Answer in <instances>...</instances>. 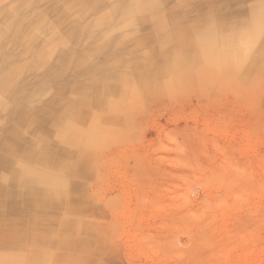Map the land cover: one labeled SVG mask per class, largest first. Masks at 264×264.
Segmentation results:
<instances>
[{"label":"rangeland","instance_id":"obj_1","mask_svg":"<svg viewBox=\"0 0 264 264\" xmlns=\"http://www.w3.org/2000/svg\"><path fill=\"white\" fill-rule=\"evenodd\" d=\"M247 1L112 20L102 0H0V115L61 118L50 140L80 167L20 238L34 264H264V0ZM113 27L122 48L96 52Z\"/></svg>","mask_w":264,"mask_h":264},{"label":"bare ground","instance_id":"obj_2","mask_svg":"<svg viewBox=\"0 0 264 264\" xmlns=\"http://www.w3.org/2000/svg\"><path fill=\"white\" fill-rule=\"evenodd\" d=\"M112 1V9L114 10L110 12L108 9L109 12L107 10L101 12L100 16L103 18H106L109 13H114L119 10L125 11L126 8L132 7L131 1L134 0H130L126 4L121 0ZM145 1L149 6H154V0ZM145 1L143 3L146 4ZM176 1L178 3L177 6L181 5L182 0ZM245 1L246 0H233V3H244ZM142 11L143 10H141V12ZM99 20L105 22L103 19L99 18ZM182 26L181 24L179 25V27ZM122 30L123 28L117 27L115 31H111L110 33H115L120 36L119 33ZM95 41H93L92 47L97 46L98 42L95 43ZM114 47L120 48L122 45L117 42H108L95 51L98 53L111 54V49ZM111 63L115 64V62ZM94 71L92 72L93 74H89L90 79L92 75H95ZM100 77L101 80L104 78V82H100V80L97 79L100 88L101 86L106 88V84L110 85L108 82L112 79L104 75ZM68 80L60 82L62 90ZM71 89L73 91L83 89L87 92V88L79 85V83H74ZM105 91L110 92L111 90L107 87ZM86 100L87 99L84 101ZM83 103L87 104V101ZM20 105V102L16 103L15 106L11 108L12 112H8V116L6 114L0 115V120L2 121V127L0 128V264H9V262H14L16 261L15 259L18 260L23 257L28 258V255L31 256L29 257L30 262L27 261L26 264H34L33 259L35 256L29 253L26 255L27 253H25L24 247L21 246L22 241H20V238L28 234L34 236L35 234L32 230L41 229V226H44V228L48 227L47 224H49V221L52 219L53 206L57 203L56 196L59 195V197H63L67 195L66 193H62L65 184H63L62 181L58 182V177L53 173L68 175H79L80 173L78 164L74 166L69 164V162H72V151L60 150L58 143L50 140V137L54 135L60 138L63 137V139L65 138V129L59 130L55 127L58 121L61 122L62 119H50L48 128L44 130V124L42 123L46 124V122L41 121V115L36 114L34 111L32 112L29 108L23 109ZM75 111L78 113L77 108ZM62 118H64V115ZM53 123L56 125L54 126ZM29 164L38 165L44 172L32 169ZM55 187H61L59 190L60 192H58ZM69 206L71 205L69 204ZM73 211H75V208L71 206L70 212ZM34 244L37 245L36 247L39 246L38 242H34ZM15 253L22 254L19 255Z\"/></svg>","mask_w":264,"mask_h":264},{"label":"crops","instance_id":"obj_3","mask_svg":"<svg viewBox=\"0 0 264 264\" xmlns=\"http://www.w3.org/2000/svg\"><path fill=\"white\" fill-rule=\"evenodd\" d=\"M104 3L105 2H109V3H111V5H112V7H113V1L112 0H102ZM122 2H124V4H126L127 2H129L130 0H121ZM145 0H134V1H131L132 2V5H136L135 6V9H134V11L132 12V7H130V8H126L125 9V11L124 10H119V11H117V12H114V13H109L108 15H112L113 16V19L112 20H116V19H118L119 20V16L121 15V14H124L123 16L124 17H122V18H120L121 20H123V19H126V18H128V19H133V20H136L137 18H142L144 15H146L148 12H150L151 11V9H153V8H157V4H159V0H154V6L153 7H151V6H149V4L146 2V4L145 3H143ZM174 1V3H177V1L176 0H173ZM248 1H253V0H248ZM247 1V2H248ZM165 2H166V0H165ZM169 1H167V3H168ZM170 2H172V1H170ZM169 2V3H170ZM174 3H172V4H174ZM228 6H229V8H230V11H229V13H232V16H234V17H236L235 15H236V13L234 12V8H239V7H235L234 6V3H232V5H231V3L230 4H227ZM112 7L111 8H109V10H110V12H112L114 9H112ZM240 9V8H239ZM112 10V11H111ZM141 10H143L142 12H141ZM119 14V16H117ZM117 17V18H116ZM230 19V17L228 18V20ZM120 20V21H121ZM100 22H102V21H100ZM120 25V24H119ZM117 26V25H116ZM114 28V30L113 31H115V29L117 28V27H113ZM121 28H123V27H121ZM124 28H126V27H124ZM109 34H111V35H113L114 36V39H110L108 42H114V43H118V44H121V45H123L122 44V35L120 34V36H118L117 34H115V33H109ZM108 42H106V43H108ZM106 43H104V44H106ZM103 44V45H104ZM102 45V46H103ZM127 45V44H126ZM102 46H100L98 49H100ZM120 48H122V47H120ZM120 48H117V47H114V48H112L111 49V51L112 52H114V51H116V50H118V49H120ZM109 62V61H108ZM112 64V65H111ZM108 65H111V66H117V64L115 63V64H113V63H109ZM105 77H108V78H110V79H112V78H116V76L115 77H112V76H109V75H104ZM111 85V84H110ZM109 88H111V86L109 87Z\"/></svg>","mask_w":264,"mask_h":264}]
</instances>
